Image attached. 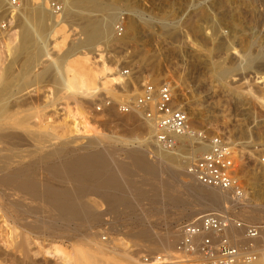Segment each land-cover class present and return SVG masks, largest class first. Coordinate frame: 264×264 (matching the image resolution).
Instances as JSON below:
<instances>
[{
  "label": "rangeland",
  "instance_id": "obj_1",
  "mask_svg": "<svg viewBox=\"0 0 264 264\" xmlns=\"http://www.w3.org/2000/svg\"><path fill=\"white\" fill-rule=\"evenodd\" d=\"M2 1L3 0H1V2ZM22 1L23 3L27 2V0H21V2ZM98 1L105 2L106 0ZM53 2L64 5L63 0H53ZM1 5L0 86L4 84L9 86V95H15H13L15 98L12 96L11 98H19L18 101H20L21 104L25 103V105H28L26 107L22 105L25 114L28 112L30 113V111L32 113H38L39 115L45 113L43 118L46 119L47 116V118H50V122L45 120V122L49 124V126H47L48 124H46V126L48 128L50 126H52L51 128L55 127L54 131L56 130L55 132L59 133L56 137L57 140L53 139V142L50 141L49 137L44 138L43 135H47L42 133V131L35 138L36 140L34 142L33 140H31V142L29 138L7 140L6 142H8V144L4 143L3 145H8V148L5 146L2 148V158L5 156L7 159L6 155H10L9 157L11 158L9 159H11L12 162L8 159L7 160L11 163H8V161L6 162V159L4 162V158L1 159L0 164L2 165H0V167H4L2 170H6V168L10 166L8 171L6 170L4 172L13 173L16 169L29 164L28 162L31 164L36 161L37 158L41 159L43 156L42 151L44 155L46 154L42 157V160L44 159V162H47L49 158H55V156L52 155V151H54L53 149L55 148L54 144L56 143L62 147L63 141L64 146L62 148L68 147V150L62 152L61 157L65 156V158H67L74 155V153L77 154L78 151H72V149H79L88 142V138L76 136V133L72 132L75 131L73 125L75 124V117L77 118L76 124L78 122L81 123V127L79 126L81 132L86 130L90 131L93 137L89 138H94V135H98L103 136L107 140L118 139L127 142L129 146L138 147V140H144L145 132L135 130V127L138 126L137 123H133L132 120L127 121L130 115H122L117 111L114 115L106 111L97 112L96 108L103 97L97 98L94 103L82 101L80 104H75L71 100L68 101L69 104L68 107H66L65 100L59 101L61 97L59 96L60 94L57 93L59 90V81L48 76L43 77V79H40L38 82L32 81L34 79L33 75L42 72L48 65L49 58L47 56L36 58L30 65L31 68L29 67V73L33 79H31L30 76L25 79L21 77V68L19 67L29 60V56H22L23 58L25 57L24 60L20 59L19 57H21V54L17 49L20 45L19 37L22 28L20 27L21 25H17L19 22L17 20L16 11L13 10L12 12V10L9 9V5L5 2L1 3ZM118 10L119 19L116 23L118 24L123 21L126 29L130 22V18L136 16L140 22L141 34L136 38H132L134 37L132 36L133 34H131V32L128 33L127 30L128 36L125 37L126 42L124 41V34L123 37H121L123 41L111 39L112 41L110 40L108 44L104 41L99 43L100 50L102 51L106 63L121 71L128 70L130 72L132 75L130 77L131 81L126 77L130 82L127 86L128 89H126L132 96L139 91L144 82H153L157 85L172 80L178 82V84H175V82L171 83L175 88L178 101L181 104H185L186 108H190V110L194 109V114L197 112L196 110H198V114L196 113L198 118L195 119L196 122L194 123L195 125L196 123L198 124L194 126L195 129L205 130L210 135L216 133L223 134L235 147L238 159H242L245 165V168L239 173L243 181L244 190H246L248 197L253 196L256 190L260 188L257 186L259 180L261 183L259 181L258 185L261 184L262 188L264 187V177L256 178L254 174V171H258L256 167L257 155L254 152V148L259 145H264V106L261 107L260 105L261 100L264 101V82L260 83L263 80H261V78L258 79V77H264V62L257 63L252 69H241L238 67V64L242 59L237 54L233 55L235 50L232 51V48L241 50L244 48L246 42L249 41L251 43L250 47L252 54L254 53L255 55L261 50L264 51V0H119ZM100 15V13H92V16ZM151 17L158 20V23H156L158 25H155L153 30L149 26L143 24L144 21ZM161 18L171 23L172 26L170 30L167 31L164 24L160 23V20H163ZM73 23L74 22L70 21L69 24L79 30V27H81L79 26L80 23L76 22V25H73ZM198 25L202 27L200 33L197 32L198 30L196 31V29H194L195 26ZM174 27H177L176 30H174ZM15 31L16 34L14 33ZM114 34L115 37L118 38L115 29ZM78 38L79 35L75 36L74 41L77 42ZM220 40L222 41L220 42ZM229 45L232 46L230 47ZM228 46L229 48L227 49ZM230 48L231 50H229ZM16 49L17 51L15 52ZM84 50L89 52L90 56L95 55V47L85 48ZM17 58L21 60V63H17L12 67V63L18 60ZM36 60L40 62L38 61L37 64ZM212 63L215 65L219 63V65L228 66V68L231 67V69L235 68L231 70V73L224 75L223 78L220 79L216 76L217 74L211 65ZM26 81L29 83L28 85H26ZM20 87H25L27 89L25 90L23 88V90ZM249 90L257 97L256 101H253L250 96L246 94ZM18 91H20V93ZM119 93L123 94L124 91L121 90ZM121 98L124 99V97ZM121 98L117 101H120ZM49 100H55L57 104L55 107L57 110L53 111V107H48V110L46 109L45 106L49 103ZM191 116L193 115L191 114L190 117ZM85 120L88 122V126L84 129L83 122ZM62 125L64 128H62ZM45 129L46 127L43 129L44 132ZM25 139H27L26 142ZM47 139H49V141H47ZM67 140L72 144L70 145ZM14 141L15 144L19 142L16 145H11ZM65 142L70 146L66 145ZM50 144L51 146L53 144V146L49 147ZM152 145L150 144L149 146L151 148L148 147L147 149V157L154 160L158 154L155 146ZM190 145L191 143L184 141V147H181L180 151L177 152L178 154L176 153L179 157L178 163L184 166L185 171L186 163L189 162L186 159L188 155L185 154V149H189L188 146ZM45 147L46 149L44 151L43 149ZM118 148L121 149V152L119 149V154L117 153L116 155L119 163H128L129 158L126 156V150L122 149V146H118ZM201 153L203 152L198 151L195 156L197 157ZM125 156L128 159L125 158ZM162 170V174L160 173L158 175H147L143 172L134 173L131 180L134 178L133 181L136 184L132 182L136 187H138L139 184L145 192V196L138 199L140 201H137L134 207H128L115 213L109 211L106 204L100 202V206L98 205V212H100L99 214L98 212L95 214L96 216H100L97 217L99 219L95 218L97 221L94 219V217H96L94 215L91 220L89 219L84 223L78 222V224L77 222H71L65 231L62 230L63 220L56 210H52L50 204L31 200L28 195H26L25 200L21 199L19 196L8 197V189L15 188V183L14 185H7L5 188L2 187L4 190L7 189L5 190L7 192L0 188V196L3 197V199L0 197V199L3 200H0V264H73L74 250L81 246V248H84V244H87L84 239L86 235L92 237L93 241H102L104 245H107V240L109 241L111 238H115L120 240V243L128 246L133 245L135 242V234L145 229L147 231L152 230L153 233L155 232L157 234L171 232L172 234L179 235L180 227L184 223L192 221L209 212H204L196 217L184 216V213L182 214L181 212L185 211V209L194 208V203L197 202L196 200L198 197L194 194L192 195V193L186 189V187L191 184L188 183L185 187V183L189 182L187 177L182 176V179L175 180L165 167H162ZM138 174L140 175L138 176ZM258 174L262 173L258 172ZM148 176H151V178ZM143 184L146 185H144L145 188H143ZM173 196L178 199L174 201L172 198ZM227 206L230 209L228 211L229 215L240 220L239 216L241 213H235L237 210H232V208H230L232 207V203L227 204ZM256 218H259V221ZM256 218L252 220L253 224L260 225V222L264 224V220L261 221L259 216ZM94 221L96 223H92ZM37 225L40 228L36 227L37 229H35ZM53 229L56 230L57 234ZM88 229L90 231L86 233L85 230ZM179 238L180 235L174 239L173 247L169 250L170 253L174 251ZM135 249L138 250L136 256L137 259H139L138 264L141 256L145 253H163L151 251L150 249Z\"/></svg>",
  "mask_w": 264,
  "mask_h": 264
},
{
  "label": "bare ground",
  "instance_id": "obj_2",
  "mask_svg": "<svg viewBox=\"0 0 264 264\" xmlns=\"http://www.w3.org/2000/svg\"><path fill=\"white\" fill-rule=\"evenodd\" d=\"M63 1H64V5H62V11L60 13H55L54 9L52 8L53 0H27V2H24V3L23 1L21 2L20 0L19 7H15V8H13L10 5L9 0H3L2 2L0 0V8L2 6L1 3L5 2L6 4L9 5V9H11L12 12L13 10L16 11L17 20L19 22L17 23V25L19 26L21 25L20 27L22 28V32L20 33V37H19L20 45L18 46L17 49L19 53L21 54V57L29 56V60L26 63L21 64V67H19L21 68L20 69L21 77L25 79L31 75L29 73V69L31 68L30 65L34 62L36 58L38 57L42 58L43 56H47L49 58V63L46 66V68H44V70H42V72H39L37 75L34 74L35 75V76L33 75L34 79L31 76L30 78L33 79L32 81L38 82L40 79H43V77L48 76V77L53 78L56 81H59L60 83L59 90L57 92L60 94L59 96H61L59 101L65 100L66 101L65 104L67 105L66 107H68V104H69L68 101H71V100L75 104L76 103L80 104L82 101L94 103L96 102L97 98H100V97H103V99L109 98L113 101H117L121 97L132 96L131 94L128 93L129 91L127 90L128 89L127 86L128 84H130V82L128 81L126 76L123 74V71L119 70L118 68H114L106 63V61L103 58L102 51L100 50V46H99V43H101L102 41L108 44L110 43L111 39L113 40L123 39V38L122 39L116 38L114 34V29L117 25L116 21L119 19L118 17L119 0H106L108 2L106 1L100 2L98 0H63ZM92 13H100L101 15L92 16ZM161 19L163 20L159 19L160 23L164 24V27L167 28L166 29L167 31L170 30L171 29L170 27L172 26L171 23H168L167 20H165L164 18H161ZM206 20H207V17H206ZM70 21L74 22L73 25L76 22H79L80 24L79 23L78 24L79 26H81L79 27L80 29L77 30L76 27L69 24ZM156 23H158V20L155 19L154 17H151L150 19H147L146 21H144L143 24L145 26H149L153 30L155 28V25H158ZM127 27L126 29L124 27V34H125L124 41L126 40L125 37L128 36L127 34L129 32L133 34L132 36L134 37L132 38H136L137 36L141 34L140 33L141 32L140 22L136 16H132V18H130V22L128 23ZM156 27H160V26H156ZM176 28L174 30H176ZM194 29H196V31L198 30L197 32L199 33L202 31V27L199 25L195 26ZM14 33L16 34V31ZM77 35H79V38H78V41L76 39L77 42H75L74 37ZM222 40H220V42ZM8 41H9V38H8ZM250 44L251 43L249 41L246 42L244 48H242L241 50L232 48V51L235 50L234 51L235 53H233V55L237 54L242 59L239 62L238 67L244 70L252 69L253 66L257 65V63L264 62V51L262 50L258 51V53L254 55V53L252 54ZM190 45L192 46L191 43ZM229 46L231 47L232 45H229ZM229 46L227 47V49L229 48ZM89 47H95V50H94L95 55L90 56L89 52L84 50L85 48H89ZM17 49L15 50V52L17 51ZM229 50H231V48ZM21 57L19 58L24 60L25 57L24 58L23 57L21 58ZM19 58L17 59L19 60ZM18 60H15L12 63V67L17 63L19 64L21 63L20 62L21 60L19 61ZM36 61L38 64L39 60H36ZM232 64L234 65L233 62ZM211 65L213 66V69L215 73L217 74L216 76L219 77L220 79H222L224 75L231 73V70L232 69L234 70L235 68L234 67L231 69V67L228 68V66L226 67L221 66L219 65V63L218 65H215L214 63H212ZM259 78L263 80L260 83H263L264 77L261 76V77H258V79ZM172 82H175V84H178V82H176L175 80L168 81L165 83L171 84ZM151 83L154 85H157L156 83H153V82ZM28 84L29 83L27 82L26 85ZM8 87L9 86L5 84L0 86V160L4 158L3 159L4 162L6 158L5 156L2 158V151H3L2 148L4 146L5 147L8 146V145H3L4 143L8 144V142H6L7 140L10 141L12 139L16 140L18 138L19 139L29 138L30 141L33 140L34 142L36 140L35 138L42 131V133L47 135V136L43 135L44 138L49 137L50 141H52L53 139L57 140L56 137L59 134L58 132H55L56 130L54 131L55 129L54 126H53L54 128H51L52 126H50L49 128L47 127L49 126V124L46 123L45 120H48L47 122H50L49 121L50 118H47L48 116L46 117L45 115L46 119H44L43 117L45 113L44 114L41 113L43 116L39 115L38 113H34V112L32 113L31 111L30 113L28 112L29 114L28 113L25 114V110H23L24 108L22 106V105H25V103L21 104V102L18 101L19 98L13 99L15 98L14 97L15 95L14 94L9 95L10 87L9 88ZM25 87L23 88L26 90L27 88ZM121 90L124 91L123 94L119 93ZM11 92L15 93L14 91H11ZM18 92L20 93V91ZM246 94L249 95L253 101H256L257 97L253 94L251 90L247 91ZM11 96L13 98H11ZM26 104H27V101H26ZM56 105L57 104L55 100L54 101L49 100V103L45 107L46 109L48 107H51V108L53 107L52 110L55 111L57 110V108L55 107ZM182 105L184 106L185 110L189 113V115L191 114L193 115L190 117L192 120L190 123H191L192 128L195 129L194 126L198 124V123H196V125L194 124L196 122L195 119L198 118L196 115L198 110L195 109L197 112L195 111L196 113L194 114V111H193L194 109L190 110V108L189 109L186 108L185 104L182 103ZM260 105L261 107L264 106L263 100H261ZM26 106L28 105H25L24 107ZM116 111L117 110L115 107L107 108L106 110V112L111 113L112 115H114ZM129 115H130V118H128L127 121L132 120L133 123L135 124L137 123L138 125L135 127V130H140V131L145 132L144 140L143 141L138 140V145H139L138 147L129 146L127 142H123L118 139H115V140L108 139L107 140L103 136H98V135H94V138H89V137H93L90 131L86 130V131L81 132L79 128L81 123L78 122L76 124L77 118L75 117L74 118L75 124H73L75 131H72V132H75L76 136H81V137L83 136L85 138L86 137L88 138V142L82 145L79 149L77 150H75L76 148L72 149V151H78V153L76 152L77 154L74 153V155H71L67 158H65V156L61 157L62 152H65V150L66 151L68 150L67 149L68 147L62 148L64 146V141L62 140L63 141L62 147H60L56 143L54 144L55 148L53 149L54 151H52L53 152L52 155L55 156V158H53L51 155L52 159L49 158L50 160L48 159L47 162H44V159L42 160V157L46 155V154L44 155L42 151L43 156L41 157V159L37 158V160L32 162L31 164L30 162H28L29 164L16 169L15 172L13 173L4 172L6 170L8 171V168L10 166L9 167L6 166L8 167L6 168V170H2L4 167H0V188L2 187L5 188L7 185H10V184L14 185L15 183L16 189L15 188L10 189L8 187L9 192L5 191L7 189L4 190L2 188L5 192H7L8 197L19 196L21 199L25 200L26 195H28L30 196L31 200H36L42 203L50 204L52 207V210H56L59 213L61 219L63 220L64 223L62 224V227H63L62 230L65 231L67 230V227L69 226L71 222H77V223L83 222L84 223L85 221H88L89 219L91 220V218L98 212V208H99L98 205L100 206V202L106 204V206L108 207V210L111 212H115V213H118L119 211L125 208H128V207H134L137 204V201H140L138 199L145 196L144 189L142 190V187H140L139 184H138V187H136L135 185L136 183L133 181L134 178H132L133 180H131V177L134 176V173L137 174V172L139 173L143 172V173H146L147 175L148 174L158 175L160 173L162 174L163 172L162 167H165V169L171 173L172 178L175 180H179L180 178L182 179V176L187 177L189 179V182L185 183L183 180V182L185 183V187L188 185V183L189 184L191 183V184L190 186L188 185L187 187L189 188L186 187V189H188L190 193H192V195L194 194L198 197V199L196 200L197 202L194 203V208L185 209V211L181 212L182 214L184 213L183 214L184 216L196 217L198 215L203 214L204 212H217L223 215H229L228 211L230 209L228 207L229 205L227 206V204L232 203V207L230 208H232V210H237L235 211V213H241L239 217H240V220H242L243 222L256 225L252 223L253 222L252 220H254L257 216L260 217L261 221L264 220V187L262 188L261 184L258 185L260 180L259 181L257 180L258 181L257 186L258 188L259 187L260 188L256 190V193H254L253 196H250V197L247 196L246 190H244V193L241 197H236L233 193H230V192H224L221 190L204 187L200 185L199 183H197L194 180V178L190 176L187 173V171H185L184 166L182 164L178 163L179 157L177 155L178 154L177 152H179L181 147L183 146H179L173 152H167V151L160 149L153 142L152 125L144 119L142 112L136 111ZM83 123H84V126H83L84 129L87 128L88 122H86L85 120ZM46 124L48 125L46 126ZM63 125H62V128H64L65 126ZM44 127H46L47 129V130L45 129V132L43 131ZM60 138L63 139L62 137ZM184 139L186 138L181 139V141H183ZM26 140L27 139H25V142ZM64 140H65V137H64ZM47 141H49V139H47ZM69 141L73 142L72 140H69ZM18 142H16V144ZM20 142H23V141H20ZM67 142H65V144L69 145L70 143L68 142L69 144H67ZM12 144H15V141L11 143V145ZM150 144L151 145L153 144L152 146H155L156 152L158 154V156H156L154 160H152V158L149 159L147 157L148 156L147 149L148 147L151 148L149 146ZM9 145H10V142H9ZM50 146L51 144L49 145V147ZM118 146L120 147L122 146V149L126 150V153H127L126 156H128L129 158L128 163H119L116 157L117 153L119 154L118 151L120 149L118 148ZM45 149L46 147L43 150L45 151ZM207 150H208L207 143H202L198 146H193V144H191L189 149H185L186 151L185 154L188 155V158L186 159L190 162L196 158L195 155L198 151H202L204 153ZM120 152H121V149H120ZM11 155H12V152H11ZM18 155H19V152H18ZM9 156L6 155L7 159L10 161L11 159L9 158L11 157ZM126 156L125 158H127ZM48 157H49V154H48ZM7 159H6V162L8 161ZM9 161L8 163L12 162V160L11 162ZM188 163H186V166ZM257 169H258L257 172L253 170L255 172L254 174L256 175L255 177L256 178L264 177V170L261 168L260 169L257 168ZM258 172L262 174H258ZM139 175L140 174H138V176ZM148 177L151 178V176H148ZM138 180L141 181L140 179ZM141 183L143 182L141 181ZM144 185L145 184H143V188H145ZM175 196L172 197L174 201L178 199ZM91 197H94V198H91ZM98 216L94 217V219L95 218L99 219L97 218ZM92 223H96V222L94 221ZM259 224L261 225L262 222H260ZM36 227L40 228L38 227V225L35 226V229H37ZM89 229L85 230L86 233L90 231ZM55 233H56V230H55ZM233 234L240 235L241 232L234 231ZM179 235L172 234L171 232H166V234H157L155 232L153 233L152 230L147 231L145 229L135 234L134 236L135 242L131 246L124 245L123 243L119 242L120 240L115 239V238H111L109 241L107 240L106 241L107 245L106 244L104 245L102 241L100 242L93 241L92 237H90L89 235H86L84 236V239L87 244H84V248H81L82 247L81 246L74 250V254H73L74 263L73 264H138L139 259H137L136 257L138 254V250L135 248H140V249H145V250L150 249L151 251L170 253L169 250L173 247L174 239L177 236L179 237ZM242 241H243L242 243H244L245 239L242 238ZM263 243H264V230L262 231L261 238L256 241L257 251L260 254V258L256 262V264H264Z\"/></svg>",
  "mask_w": 264,
  "mask_h": 264
},
{
  "label": "built area",
  "instance_id": "obj_3",
  "mask_svg": "<svg viewBox=\"0 0 264 264\" xmlns=\"http://www.w3.org/2000/svg\"><path fill=\"white\" fill-rule=\"evenodd\" d=\"M9 2L13 8L19 7L20 0ZM52 8L55 13L62 11V5L58 3L53 2ZM115 32L118 38L123 37V21L116 25ZM123 74L131 81L128 70ZM111 107L122 115L141 111L144 119L152 125L153 142L164 151L173 152L183 146L184 141L193 146L207 143L208 150L187 164V173L204 187L230 192L236 197L243 195L244 186L239 173L245 165L242 159H238L235 147L223 134L210 135L205 130L193 129L190 115L179 103L170 83L154 85L144 82L135 95L120 101L102 98L96 111L104 112ZM183 138L186 139L181 141ZM254 152L256 167L264 170V145L256 146ZM263 230L264 224L252 225L230 215L205 213L180 227V238L172 253H145L139 264H256L260 258L256 241L261 238ZM234 231L241 234H233Z\"/></svg>",
  "mask_w": 264,
  "mask_h": 264
}]
</instances>
